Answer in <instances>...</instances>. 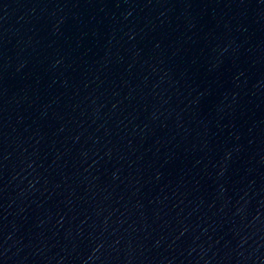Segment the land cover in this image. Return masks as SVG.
<instances>
[{"label": "water", "instance_id": "obj_1", "mask_svg": "<svg viewBox=\"0 0 264 264\" xmlns=\"http://www.w3.org/2000/svg\"><path fill=\"white\" fill-rule=\"evenodd\" d=\"M0 264H264V0H0Z\"/></svg>", "mask_w": 264, "mask_h": 264}]
</instances>
